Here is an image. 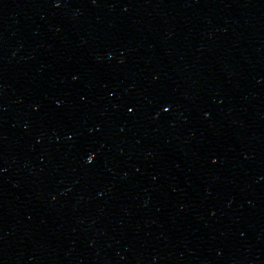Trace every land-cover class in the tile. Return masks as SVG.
Returning a JSON list of instances; mask_svg holds the SVG:
<instances>
[{"label":"water","instance_id":"95a60500","mask_svg":"<svg viewBox=\"0 0 264 264\" xmlns=\"http://www.w3.org/2000/svg\"><path fill=\"white\" fill-rule=\"evenodd\" d=\"M0 264H264V0H0Z\"/></svg>","mask_w":264,"mask_h":264}]
</instances>
